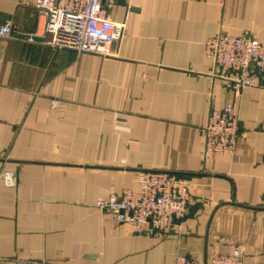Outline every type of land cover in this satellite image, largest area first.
I'll use <instances>...</instances> for the list:
<instances>
[{
  "label": "crops",
  "instance_id": "1",
  "mask_svg": "<svg viewBox=\"0 0 264 264\" xmlns=\"http://www.w3.org/2000/svg\"><path fill=\"white\" fill-rule=\"evenodd\" d=\"M35 1L0 0V22L37 33L0 38V264H209L235 246L264 264V86L236 94L204 51L247 31L264 46V0H111L125 27L108 55L49 44ZM226 104L235 148L206 151L200 128ZM141 170L189 182L185 216L165 232L95 205L136 191Z\"/></svg>",
  "mask_w": 264,
  "mask_h": 264
},
{
  "label": "built area",
  "instance_id": "2",
  "mask_svg": "<svg viewBox=\"0 0 264 264\" xmlns=\"http://www.w3.org/2000/svg\"><path fill=\"white\" fill-rule=\"evenodd\" d=\"M103 0H36L44 19L43 36L53 46L69 47L77 53L109 54V46L121 38L124 22L109 18ZM36 32L20 33L10 21L0 22V38L33 41ZM212 59L210 76L220 79L236 94L244 87L264 86V46L251 32L241 35L216 34L204 42ZM53 104L56 101L53 100ZM239 129V117L231 104L211 108L200 128L206 151L232 152ZM12 176V174H11ZM138 189H124L119 195L98 198L97 208L111 214L115 222H127L137 230L146 223L162 233L178 225L188 208L189 182L182 175L164 170H141ZM26 264H49L27 261ZM174 264H200L177 254ZM209 264H243L237 246L230 254L213 256Z\"/></svg>",
  "mask_w": 264,
  "mask_h": 264
}]
</instances>
